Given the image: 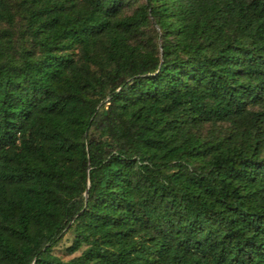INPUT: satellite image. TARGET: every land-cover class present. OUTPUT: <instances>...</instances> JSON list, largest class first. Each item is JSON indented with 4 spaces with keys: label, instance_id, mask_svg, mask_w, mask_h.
Listing matches in <instances>:
<instances>
[{
    "label": "trees",
    "instance_id": "trees-1",
    "mask_svg": "<svg viewBox=\"0 0 264 264\" xmlns=\"http://www.w3.org/2000/svg\"><path fill=\"white\" fill-rule=\"evenodd\" d=\"M133 1L20 0L17 62L0 34V264H264V0Z\"/></svg>",
    "mask_w": 264,
    "mask_h": 264
},
{
    "label": "rangeland",
    "instance_id": "rangeland-1",
    "mask_svg": "<svg viewBox=\"0 0 264 264\" xmlns=\"http://www.w3.org/2000/svg\"><path fill=\"white\" fill-rule=\"evenodd\" d=\"M20 0H7L8 7L12 13V22L2 21L0 22V34L5 44V55L3 59H10L15 62L20 61L25 50H31L38 53V48L34 45L33 40L27 34L25 29V19L21 12L19 5ZM144 0H135L130 3L124 9L125 14H129L132 10L141 5ZM136 40L148 46L158 45L160 43L159 31L156 24L151 20L149 24L136 34ZM196 133L205 138H210L211 135L227 134L230 132V126L228 123H205L202 126L195 129ZM86 197V192L84 193ZM73 230L64 232V235L53 248V253L57 255L61 260L66 261L73 256L79 255L81 250L74 253L67 251V246L71 243L73 238Z\"/></svg>",
    "mask_w": 264,
    "mask_h": 264
}]
</instances>
